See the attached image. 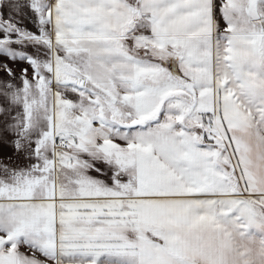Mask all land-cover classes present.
Instances as JSON below:
<instances>
[{
    "label": "snow or ice",
    "instance_id": "snow-or-ice-1",
    "mask_svg": "<svg viewBox=\"0 0 264 264\" xmlns=\"http://www.w3.org/2000/svg\"><path fill=\"white\" fill-rule=\"evenodd\" d=\"M0 264H264V0H0Z\"/></svg>",
    "mask_w": 264,
    "mask_h": 264
}]
</instances>
